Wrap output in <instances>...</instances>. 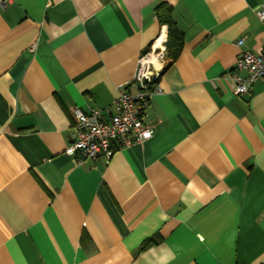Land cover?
<instances>
[{
	"label": "crops",
	"instance_id": "obj_1",
	"mask_svg": "<svg viewBox=\"0 0 264 264\" xmlns=\"http://www.w3.org/2000/svg\"><path fill=\"white\" fill-rule=\"evenodd\" d=\"M162 3L184 44L145 104L153 136L110 160L66 154L74 109L111 106L141 55L167 41ZM263 7L0 6V264H264V79L242 95L229 79L242 51H264Z\"/></svg>",
	"mask_w": 264,
	"mask_h": 264
},
{
	"label": "built area",
	"instance_id": "obj_2",
	"mask_svg": "<svg viewBox=\"0 0 264 264\" xmlns=\"http://www.w3.org/2000/svg\"><path fill=\"white\" fill-rule=\"evenodd\" d=\"M12 2L0 0V6L5 8ZM257 15L264 20V7L257 10ZM165 42L157 40L141 55L133 79L120 89L111 106L88 111L74 109V134L66 154L76 156L80 161L97 160L101 156L110 160L118 149L131 147L153 136L154 128L144 120V107L148 99L162 92L159 79L169 63ZM242 43L243 39L237 44ZM242 70L246 71L245 76L238 73ZM229 79L235 94L249 92L257 80L264 79V51H242Z\"/></svg>",
	"mask_w": 264,
	"mask_h": 264
},
{
	"label": "trees",
	"instance_id": "obj_3",
	"mask_svg": "<svg viewBox=\"0 0 264 264\" xmlns=\"http://www.w3.org/2000/svg\"><path fill=\"white\" fill-rule=\"evenodd\" d=\"M156 10L160 21L168 26V34L166 41L168 56L170 59L176 60L179 57L183 48L184 34L177 27L172 15V7L169 4L162 3L158 5ZM152 242L153 239H149L144 242L142 244V249L147 247Z\"/></svg>",
	"mask_w": 264,
	"mask_h": 264
}]
</instances>
